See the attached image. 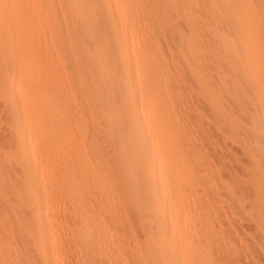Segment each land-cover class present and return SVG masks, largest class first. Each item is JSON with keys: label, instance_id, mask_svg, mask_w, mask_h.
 I'll use <instances>...</instances> for the list:
<instances>
[{"label": "bare ground", "instance_id": "1", "mask_svg": "<svg viewBox=\"0 0 264 264\" xmlns=\"http://www.w3.org/2000/svg\"><path fill=\"white\" fill-rule=\"evenodd\" d=\"M233 104L254 110V138ZM217 137L249 158L251 211L205 155ZM223 192L255 223L244 258L222 226ZM258 254L264 0H0V264Z\"/></svg>", "mask_w": 264, "mask_h": 264}, {"label": "rangeland", "instance_id": "2", "mask_svg": "<svg viewBox=\"0 0 264 264\" xmlns=\"http://www.w3.org/2000/svg\"><path fill=\"white\" fill-rule=\"evenodd\" d=\"M232 107L234 108V104L232 105ZM237 108L238 107H235L234 108L235 111H233V109H232V111L234 113L233 114L234 117H237L238 125L242 126L241 127L242 130H246V131H244V133H243V131H241V132L243 134H245V135L247 134L246 137L248 136V138H250V139L254 138L252 136L255 135V134H254V132H252L253 130H251L252 128H251V125H250V123H251V115L253 114L254 110L253 109L251 110V108H250V110L249 109L247 110V108H246L247 112H251V113H247L246 111L243 110L244 111V114H243V112L241 113L242 110L237 109ZM245 112L247 113L248 117L245 115ZM191 113L193 114L194 112L192 111ZM191 113H190V115H191ZM195 113L198 114V112H196V111H195ZM195 113H194V115H195ZM191 116H193V115H191ZM211 128H213V127H211ZM211 128H209L210 132L213 131ZM217 139H218V146L216 148L214 147L215 151L213 149V145L210 144L208 141L205 140L204 143L202 142L203 144H201V146H203V149H204L205 153H207V154H205V153L204 154L207 157L209 156L211 158L210 161H211V163H212L214 168L219 167V169H217L218 170V172H217L218 176H220L221 178L223 177V179L225 178V180L226 179L227 180L231 179V181H234V180L237 181V183L235 184L236 187L239 186L237 188V190H236L237 191V196L239 195L243 200L247 201V202L245 201L246 207H247V208H245V210L247 209L246 211H251V210H248V209H252V206H250V205L252 204L253 200L255 199V192L253 191V188H252V186L250 185L249 182L248 183L244 182V180L246 178V176H245L246 174H245L244 168H245V166L247 167L248 162H249V158H247L248 156H247L245 150H243L240 145L237 146V144H235V143L234 144L233 143H231V144L229 143V144L225 145V142H229L230 140L227 139L224 142V140H222V139H220L218 137H217ZM251 143H253V142H251ZM253 147H255V146H253ZM218 152H219V154H218ZM207 157H206V159H207ZM209 157H208V159H209ZM223 159L226 160V161H224ZM220 165L223 166V167H221ZM226 169H227V171H226ZM221 170H223V173H221L222 172ZM232 178H233V180H232ZM238 180L240 182H238ZM223 191H225V190H223ZM221 196H219L218 198H224L225 199L227 196L229 197V198L227 197L228 198L227 202L225 201V205H224L225 207L223 209L224 212L222 211L223 216L221 215L222 218H224V214L227 216V217L225 216L226 218H224V220H223L224 221L223 222L224 225H222V226H224L223 228H225L224 230H226L225 232H227L229 240L232 241V242L234 241L235 243H237L236 244L237 246L239 244L238 248L241 247L239 250L242 251L244 256L243 255H241V256H243V258H244L245 257L244 253L247 250L246 248L249 247L251 245L252 241H253L252 237H256L255 236L256 235L255 234L256 233L255 223L252 224V222H254V221H252L253 218L251 219V218H249V216L247 217L249 219H247L246 216H244L245 218L242 217L243 215H242L241 212H238L237 207L235 208V209H237V211L235 209H232L233 207L236 206V203H233V201L229 200V199L232 200L233 198H231L227 193H226V197H225L224 192L222 193ZM245 203H244V205H245ZM231 209L233 211L235 210L234 212H238V213H241V214H239V215L237 214L238 216L234 215L236 213H234ZM229 210H230V213L228 212ZM252 212H253V210H252ZM231 213H232V215H231ZM226 219H228V220H226ZM226 227H227V229H226ZM232 230H233V232H231ZM231 236H233L235 240L237 239V241L233 240V238ZM239 255H240V253H239ZM258 255L260 257L258 256L257 258L261 261L262 264H264V259H263L264 255H260V254H258ZM246 260H248V259H244V262H245V263L243 262L244 264H247V262L248 263L250 262V259H249V261H246Z\"/></svg>", "mask_w": 264, "mask_h": 264}]
</instances>
